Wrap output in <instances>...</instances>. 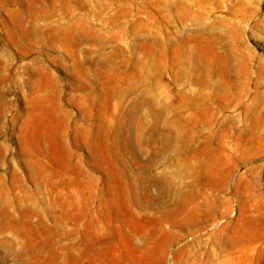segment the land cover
<instances>
[{"label": "rangeland", "instance_id": "374dc122", "mask_svg": "<svg viewBox=\"0 0 264 264\" xmlns=\"http://www.w3.org/2000/svg\"><path fill=\"white\" fill-rule=\"evenodd\" d=\"M0 264H264V0H0Z\"/></svg>", "mask_w": 264, "mask_h": 264}]
</instances>
